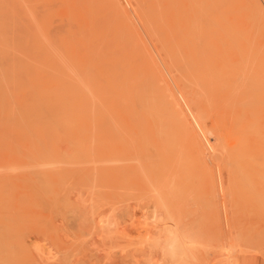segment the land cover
I'll list each match as a JSON object with an SVG mask.
<instances>
[{
	"label": "bare ground",
	"instance_id": "obj_1",
	"mask_svg": "<svg viewBox=\"0 0 264 264\" xmlns=\"http://www.w3.org/2000/svg\"><path fill=\"white\" fill-rule=\"evenodd\" d=\"M122 1L123 0H121V2ZM151 1L147 0L145 2V5H141V6L140 4L144 2L141 3L136 1V3L137 2L139 3V7H137L136 3L134 5L137 9V12H139L140 14V20L139 18L138 20L142 22L141 26L143 27V31L141 32H145L147 36L150 38V39L148 38L150 40L149 43H152V45L155 47L152 48L157 53V55L155 54L156 57H154L153 56L154 53L150 51L151 50L149 47L150 44L147 42L149 40L145 39L146 37H143V34H141V32L138 29L140 27L135 26L137 22L134 20V22H136L134 24V22L132 21L133 18L131 19L130 15H128L123 10V8L121 7V2H119V0H108V2L107 0H104V2L102 1V3L109 4V6L107 4L105 5L106 9L104 8V11H106L108 7H111L112 9L111 13L107 14L109 15L107 19L104 18L100 13L103 12V9L100 10L98 6L97 9L95 8V5L99 1H97V3L95 4L94 0H76L75 2L73 0H0V20H4V19L7 20L9 18H13L15 16L14 13L17 11L19 17H17V19L15 20L19 30L23 27V25H25V30L23 32L19 31L17 35L16 47H15V62L13 65L14 73L12 76L13 84H14V89H13L14 98H12L13 105L9 109H7L6 115L1 117L0 126L4 127L5 129L13 128L21 131H28V133L29 132L32 133L33 148L36 151L35 156L38 159L41 160L43 159V161H45L46 163L44 165L45 168L43 167V170H40V167L39 168L37 167L36 169H38L37 171L40 170L39 172H37V180L43 182V186L41 187L47 193L48 203L52 198V196H54L55 199L60 201L61 203L64 201L65 196H66L65 198L71 196V195L69 196L66 195V193L68 194V192L65 191L68 190L66 189L68 187V184L67 183L65 184L64 181L67 180L68 178H69L68 180H70L69 184L70 185L73 184L74 186L72 188H75L76 186V188L80 187L77 190L79 189L84 190L85 188L81 189L82 186L81 184H83L88 190V191L86 190L87 191L86 193L87 194L89 192L91 194L93 193L94 195L92 194L91 196L92 197L94 196L96 199H99L100 201V200H105V196H107V193L110 192L111 183L119 179L121 181V184L122 182L126 183L125 181H122L123 177L125 179H129L131 178L130 176H133V172L130 173L131 171H129V162H130L129 155H131L129 154L130 152L129 150L132 149V147H130L129 149V145L133 146L134 149H135L134 147L135 145L138 147L137 143L136 142L134 143L133 141L139 138L134 135L135 137L134 139L133 136L129 134L130 133L129 117L131 116V120L134 123L133 117L136 120L137 118L135 117L136 114L139 115V117L141 116V117L151 118L152 120L151 122L154 123V126L156 125L157 128H159L158 133L156 128V133H157L156 137L160 138L161 143L162 140L165 142L161 144L163 145L162 149H164V152H169V151L163 147L167 146L169 148L170 145L169 148L170 150L171 147H176L178 145L177 144L178 135L176 133H178L179 131V135H180V131H183L185 136V138L183 136L184 141L186 138L189 139V141L186 140L185 142L187 143L190 142L191 150L194 153V157L197 160V163L200 165V167L203 170L205 169V172H202L203 171L202 169H199V171L197 170V172H199L198 174H200L201 172L204 173L205 174L204 176H206L205 178L208 181L210 187L213 188L215 183L214 176L216 175V173L214 174L213 172L211 173L212 168L208 169L209 168L208 166L210 164H206L205 158L206 156H208L206 155L208 149L206 144H204V142L206 141L204 142L202 141L206 147H203L201 143V139L203 140L205 136L200 139L198 133L196 132L198 126L195 128V125H193V122H191L193 120L190 119V116H192L193 113L190 116L189 114H187L188 113L187 111L190 109V107H188L186 104L184 105L183 102V105L185 106L184 107L182 103H180L181 101L180 100L178 101L177 99L178 96L176 92H174V88L172 89L173 87L171 86L172 84L166 87L160 85L159 80L161 79V75L159 76V73L162 70L161 68L162 64L159 65L160 62H158L157 60L158 53L160 55L159 57H161V59L164 61L163 63L165 67L169 70L168 71L170 72L169 75H171L172 73L175 75V76L174 75L171 76H174L173 78L177 79L178 84L180 85L178 87L180 89L183 90L187 89L193 83L198 84V87L196 88V92L199 93L197 94L194 92L193 95H191L192 98H190L189 96L191 101L188 98L187 99L188 101L194 104L193 105L192 103L189 102L190 105L195 106L194 108L196 110L194 111L193 107L191 106L192 110L194 112H197L196 114H198L197 116H199L200 119H203L202 121H198V118H196L198 122L204 121L203 123H205L206 121H208V119H211L210 121L212 125V131L208 132L210 131L208 127L205 129H207L208 134L212 133L211 137L212 136L214 137L215 135L217 139L212 138V140L213 139L217 140L218 144L216 145L215 143L216 141H215L214 142L215 147H214L212 145L214 143H212L211 141V144L209 145H212L215 149L216 146H218L217 147L218 149L220 147L219 151L223 152L222 154L223 156L225 154H228L229 158H227L225 155L226 157L225 161L228 159L227 163H230L229 164L230 167L226 163L225 166L227 165L229 169L230 168L232 169H230L231 172H228L230 174H227L226 172L224 173H226L229 176L232 175L231 177H233L232 178L233 185L232 187H230L231 190L232 188L235 187L234 182H237L238 179H241V181L244 179L242 181L243 183L247 178L246 181L248 182L249 180L248 178H250L249 176L252 173V170H255V165L256 166H261L262 164L264 165V163H261V161H259L261 165H257V163H259L257 158L260 157L259 158L260 160L264 155L256 157L252 152H247V149L245 147L247 140L250 137L254 136L255 134L256 136H258L257 133L259 131L257 128L258 126L257 122L255 120H251L254 114L252 116L250 114L251 119L249 118L245 119L243 113L244 106H242L243 104L241 102L243 100L241 99V96H244V100L246 99L247 102H245L246 101L245 100L243 103L244 104L247 103V106L250 107L248 108V110H254V111H256V106L259 104L257 98L259 91V80H258V72H257L258 65H257V41H256V36L258 33V7H259L258 0H189V2L187 3L184 9L176 8L177 6H175V4H177V2L174 3L175 8H169L171 7V5L169 6L167 5L168 6V7L166 6L167 8L161 7L163 1L160 2L161 6H159L157 2L153 5H146V3L148 4ZM38 6L44 7V12L42 11L43 13L40 15L37 12ZM54 17H57L59 20L66 19L69 22H71L72 28L70 27L69 28L72 29V32L68 33L67 36L64 35L63 33H60L58 36L51 37L49 26H50V20L53 19ZM61 25H59V27ZM136 25L139 24L137 23ZM54 29L55 27L51 31L54 32ZM58 30L60 31V29H57L56 31ZM62 31L64 32V30ZM137 34H139V37H137ZM176 90L177 88L175 89V91ZM193 90L195 89H192V91ZM191 92H184V93H191ZM233 94L235 95L240 94V100L238 99L234 101L233 98L235 95ZM248 101L250 102L249 104ZM183 107L185 109L188 107L187 108L188 110L186 109L187 113L185 112V109H183ZM193 111L190 110L189 113L191 114V112ZM257 115L258 114H256V116ZM142 119L143 121L145 120L144 121L145 123L144 122L143 123L147 124L146 119L145 118ZM138 121H139L138 122L139 125L140 122L141 124H143L142 121H140V119ZM227 122H230L232 124L231 129H227L226 127ZM134 124L138 125L136 121ZM142 126L143 125H141V127ZM167 126L173 128L172 131L176 130V133H174L176 134L175 137H177L175 138L177 140L176 142L174 141L175 139H172L171 133L173 132H169L168 131L169 128L166 129V132L164 131L165 128H167ZM142 128H143L142 131L144 132L145 131L144 128L146 127L143 126ZM142 131L138 133L141 134V138L145 137L144 138L145 140L142 139V141H145L144 142L145 144L148 143L149 146L148 145L146 146L143 142L141 145L142 146L145 145L146 147H148L147 149L153 148L150 147L151 146L150 142L146 140L147 139L146 131L145 133H143ZM142 134H145L143 135L144 137H142ZM158 134L159 136H157ZM147 137H149V135ZM211 137H208V139ZM129 138L130 141L133 139V141L131 142L135 145L129 144ZM208 139L206 137L205 140L208 141ZM180 140L179 142H181L182 144V142L184 141H180ZM263 141L264 140H262V142ZM174 142H175V146H172ZM208 143H210V141ZM212 146L210 147L212 148ZM64 147H66L65 151L63 150ZM147 149L144 150L148 153H151L147 151ZM172 149L173 150L170 151L171 153L174 151V148ZM215 149L213 151L217 152L218 150ZM139 150L140 151L138 152L137 149V153L139 154L143 153L141 152V148ZM151 150H154L153 152L157 153V148H153ZM181 150H183V148L180 149V151L175 150L174 152L175 154H177L178 153L177 151L181 152ZM225 150L227 153H225ZM187 151H190V149ZM187 151L186 153L188 154ZM186 153H184L186 156L183 155L182 152L180 153L181 155L184 156L185 160L186 158H189ZM214 155H216V153H214ZM149 156L150 154H148V156L146 155V157L150 160ZM157 156L159 155L157 154ZM157 156L154 154L153 157H157ZM177 156L175 155L172 156V158L174 157V159L177 158L179 160V161L175 160L176 162H180V160L181 161L183 160L182 159L183 157L180 159ZM146 157L139 155V159L140 158L142 159V160L140 159V162L142 163V161H144L143 159ZM162 157L164 159L168 158L167 155L166 157L162 155L161 157L156 158L158 159L157 161L154 160L156 161V165H154L152 159L150 160V162L152 163L151 165H154L155 168L156 166H159L157 164L161 165V161L159 163L158 161L159 159L161 160ZM131 159L133 158L131 157ZM134 159H137V157L136 158L134 157ZM139 159L138 161L135 160V162L136 163L139 162ZM164 159L162 161H164ZM185 160H183V162H185ZM131 161L132 163L130 162V164H134V160ZM188 161H186L188 162L187 165H185L186 167L189 166V163H191L192 160L190 159ZM150 162H147V159H145L143 164L145 163L149 164ZM165 162H163L164 166H165ZM141 163L140 165H142ZM192 164L193 163H191V166H189L188 168H184L185 167L184 165H182L184 166L183 168L179 164L177 165L178 168L180 166L181 169L183 170L188 169L187 171L184 170L183 174L184 172L185 174L188 173L187 175L189 181L192 177V176L189 177L190 175H192V172L191 171H190L191 173L189 172V168L193 166ZM151 165L149 164V166ZM240 165H243V168L240 167ZM143 167L145 169L146 165ZM154 167L153 169H155ZM214 167L216 168L217 166ZM221 167L223 168L222 165ZM151 168L152 166L148 167L149 173L151 172ZM157 168L160 169V170L158 169L160 172L161 168L160 167ZM157 168L154 170L156 172H153V169L152 172L157 174L162 173L164 177H165L164 174L167 173L168 175L169 173L171 174V172L174 171V167H172L173 168L172 171H171L172 168L169 169L170 167H167L165 169H168L170 172L167 171L166 173L164 172L159 173L157 171ZM148 169L146 168L145 170L147 171ZM165 169L164 171H166ZM241 169H243V171ZM14 171H16V168L14 169ZM17 171H19V169ZM140 171L138 169L136 172L139 173ZM146 171H144L143 174L139 173L140 176L144 175ZM220 172L219 174H221ZM173 173L174 174L171 175H174L176 177L174 179V177L170 176L169 174L170 177L168 178H170L169 179L170 181H167L168 182L167 185H171L170 182L172 178L175 181L177 180L176 179L177 170L176 173L175 172ZM147 174L148 173H146V177L144 178L145 181L143 180L144 182H146L148 176ZM185 174L184 176H186ZM242 174H245L246 178L244 177L245 175ZM151 175L152 173L150 174V178ZM200 175L198 176V178L196 176V178L199 179ZM156 176L157 175H155L154 177L156 178ZM257 176L260 178V179L257 178V180L259 179L260 182H262V178L259 176V173L255 177ZM157 177L159 180V182L157 181V183L159 184L161 182L158 187L161 188L160 186L163 182L162 181L163 178H160L159 176ZM221 177H223V175H221ZM226 177L229 178L228 176ZM182 178L183 177L178 179H180L181 181ZM186 178L187 176L185 177V179ZM77 179L80 180L78 181L79 183L81 182V184H78L77 183L78 181L76 182ZM164 179L166 181V178ZM224 179H225V175L223 177V184L225 183L227 184L228 182L225 181L226 180L228 181L229 179H225V181ZM150 180L152 179H147V181L149 182ZM200 180H202L201 177L197 182L198 184L199 182H201ZM173 181L172 184H174ZM202 182H201L202 184L201 183L200 184L204 187L205 185L204 181ZM245 182H244V186L247 185L246 186L247 188L249 189L251 188L250 189L251 193L254 192L253 189L254 186L253 185H252L253 187L248 186L253 183L248 182L247 184ZM62 183L65 185H62ZM153 183L156 184V181L155 182L153 181ZM166 183L164 184L166 185ZM127 184H129V182ZM127 184H125L123 187L127 186ZM158 184L153 185V187L158 189V187H156ZM230 184L231 183L229 182L228 185L230 186ZM196 185L192 192H194V190L197 189ZM145 186L149 187V184L148 186L147 184H145ZM177 186L179 188L180 185ZM186 187L187 186L182 187L185 195L189 194L187 192L191 191L190 190L185 192L184 188ZM68 188H70L71 191L73 190L72 192H75V190L72 189L71 186ZM120 188L122 189V185L120 186ZM151 188H149V190ZM163 188L165 189L166 187L164 186ZM127 189L129 188H125V192ZM167 189H169V187L166 188V190ZM200 189L203 190L201 186L199 190ZM226 189L224 188L225 190L224 193L226 192L227 194ZM131 190L134 191L135 188L132 187ZM177 190L178 189H176V191ZM199 190H195L196 191L194 192L195 194L192 193L193 195L192 198L190 199H194L193 196L194 195L196 196L197 191L199 193ZM63 191L65 192L62 195ZM72 192L71 194H73ZM128 192L126 193L127 196L131 193V191L129 192V194ZM165 192L163 191L162 193ZM173 192L176 193L175 191ZM173 192H171L170 190V193L169 191L165 193V195L171 194L169 198L167 196V199H164L165 204L166 202L169 204L170 201L174 199L175 196H173L174 195ZM79 193H81V191ZM79 193L77 194V197H79L78 199H80L81 198L80 196L83 195L82 193L79 195ZM152 193L154 194V192ZM184 193L176 195L175 197L176 200L174 199V201L178 200L177 196L182 198V195L184 196V198L189 199V197L187 196L185 197ZM95 194L96 196L99 195V197H96ZM176 194H178V192ZM126 195L124 196V198H127ZM201 195L203 194L201 193ZM252 195L253 194H251L250 196ZM262 195L258 194V196L261 197L259 198L258 201L257 200L254 201V203L258 202L260 207L264 206L262 205L264 204V200H263L264 195L263 198ZM111 196H113V194ZM210 196L212 198L213 194H211ZM258 196L254 198H258ZM92 197H91V201L89 202L91 204L93 203ZM101 197L102 199H100ZM203 197L205 198L204 195ZM215 197L218 199L216 195ZM226 197H228V194ZM203 199L202 196H200L199 201L200 200L202 201ZM217 199H214L213 204L215 203L216 206L215 208H217L216 214L219 213L221 214V212H219L221 208L219 206L220 204H218V201H215ZM152 200L154 201L153 197ZM181 200L183 201V199ZM196 200H194L195 204L198 201ZM206 200L207 199H205L204 202L205 204H207L206 206H208L209 204L207 203ZM220 200L223 201V199ZM87 201L84 200V203H86ZM99 201L98 203L102 202ZM116 201L117 200H115L113 203H115ZM128 201L130 200L129 199L127 200L126 203L127 205H128ZM139 201H141V199ZM190 201L191 200H188V203H191L193 200L191 202ZM210 201L212 200L210 199ZM226 201L229 200L227 199ZM259 201H261L262 203ZM171 202L174 203L173 201ZM139 203L141 202H138V204L136 203L137 206L140 205ZM186 203L187 202L185 203L181 202L182 206L187 205ZM63 204H67L66 201ZM147 204L148 203L146 202L145 203L146 207ZM179 204L176 203V205L180 206ZM113 205L111 207H113ZM121 205L123 206V203ZM150 205L148 206L150 211L147 212L148 215L149 213L151 214L150 209L152 207H150ZM204 205H201V207H203ZM226 205L229 206V204ZM82 206H84L83 202H82ZM91 206H93L94 208L97 207V206L95 207L94 204H92ZM119 206L116 205L115 207L117 208ZM182 206L181 208L184 209L185 206L184 207ZM138 207L139 209H141V205ZM138 207L135 206V208L133 209L134 210L136 208L138 209ZM146 207H144L143 209H146ZM156 207L154 208L157 209ZM171 207L173 210H176L177 214H179L178 211L180 207L177 208V206H175L177 209H175V207L173 208L172 205ZM89 208L91 211L90 215L92 213L94 214L92 208L91 207ZM228 208L229 210L230 209L235 210L234 208H230V206ZM127 209L125 211H128ZM160 209L158 212H162V213H164L166 210V209L163 210L164 211L163 212L161 211L162 209L161 210ZM209 209L211 208L209 207ZM93 210L97 211L96 209ZM134 210L132 211V213L138 211V210L135 211ZM192 210L194 209H191L190 212H192ZM204 210L206 212V209ZM229 210L227 213L231 215L232 211L230 210L231 212H229ZM152 211L154 212L155 215V212L157 210L155 211L152 209ZM169 211L167 213H169ZM205 212L202 213L205 214ZM208 212L210 213V211L209 210L207 211L208 214L207 216H209ZM167 213H165V215H167ZM171 213L173 214V211L169 213V216L171 215L173 217ZM135 214H137V212ZM174 214L177 216L175 211ZM180 214L178 216H180ZM140 215L141 214H139V216ZM141 216L142 219H144L143 218L144 215ZM151 216L156 219L155 217L156 215L153 216V213ZM181 216L180 218L182 219L183 216L182 217ZM204 216L201 217L203 218ZM213 216L214 213H212L211 217ZM163 217L162 219L165 218ZM232 217L233 215L230 216L229 220H231ZM138 218L141 217H137V219ZM208 218L209 220L207 219V221L209 223L210 216ZM152 220L153 219H151V222H153ZM215 220L216 222L220 223V221H217V218H214V221ZM220 220L222 221V219ZM145 221L146 220L142 222ZM176 222L173 221V223ZM179 222L180 221H178V223ZM184 222L187 223L185 219ZM170 223L168 221L167 224L169 225ZM181 223H183L182 220L179 225H181ZM191 223L189 222L186 225L188 226V224L190 225ZM239 223L240 222H238V224ZM222 224L224 225L225 223L222 222ZM165 225L166 223L164 224V227H166ZM187 226H184L183 224L180 227H176V228L190 227ZM157 227H161V226L158 225ZM231 229H233V227ZM263 230L261 231L263 236L261 235L259 236L261 237L262 241L260 242L262 243H264ZM259 231L257 233H259ZM243 232L241 231L240 233ZM248 232L253 233L254 231H252L251 229V231ZM238 236H241L240 239L242 238V234L241 235L238 234ZM248 236L249 238H251L250 235L244 236L245 239L242 238L243 242H246L245 241L246 239L247 241L252 242L251 239L246 238ZM256 239L255 241H259L258 239L257 240Z\"/></svg>",
	"mask_w": 264,
	"mask_h": 264
},
{
	"label": "rangeland",
	"instance_id": "obj_2",
	"mask_svg": "<svg viewBox=\"0 0 264 264\" xmlns=\"http://www.w3.org/2000/svg\"><path fill=\"white\" fill-rule=\"evenodd\" d=\"M73 1L75 2L76 0H73ZM94 1H95V4L97 3V1L100 2V3L99 2L97 3L98 5L97 4L95 5V8L97 9L99 7L100 10L103 9V12H100V13L104 18L107 19L109 17V15H107V14L111 13V10H112L111 7H108L109 9L107 8V10L104 11V8L106 9L105 5L107 3L106 4L102 3V1L104 2V0H102V1L94 0ZM123 1H124V3H123ZM123 1L121 2V0H119V2H121V7L123 8V10L128 15H130L131 19L133 18V20H132L133 22L135 20L139 24V25H136L137 23L134 22V24L136 23L135 26H138L142 29L141 30L140 28H138L139 31L140 32L143 31V27L141 26L142 22L139 21L140 20V14H139V12H137V9H136L134 4L136 3V1H138L141 3L144 2V3L140 4V6L145 5V2L147 0H129V1L126 0L127 2L125 0H123ZM149 1H151V0H149ZM171 1H172V3H171ZM107 2H108V0H107ZM138 2L136 3L137 7H139ZM156 2L159 4V6L162 5L161 7H165V8H167L169 5H171V7H169V8H175L174 3L177 2V4H175V6H177L176 8H180V9L183 8L184 9L186 7L187 3L189 2V0H178V1H176V0H167V1L152 0L148 4L146 3V5H153ZM160 2H162L161 5H160ZM127 3H129V4H127ZM107 5L109 6V4H107ZM122 5H124L125 7ZM258 5H259V7H258V33L256 36V41H257V65H258L257 72H258V80H259V91H258L257 98H258L259 104L256 106V111L248 110V108H250V107L247 106V103L246 104L243 103L246 99L244 100V96H241V99H243L241 102L243 104L242 106H244L243 113H244L245 119H247V118L251 119V116L254 114V116L252 117L251 120H255L257 122V125H258L257 126L258 131H259L257 133L258 136H256V134H255L254 136L250 137L247 140V143L245 144L247 152H252L256 157L264 155V141L262 142V140H264V127H263L264 126V124H263L264 123V76H263L264 75V0H258ZM42 11L44 12V7L38 6L37 12L39 15L43 13ZM14 15L15 16L13 18H9L7 20L6 19L0 20V119H1V117L6 115L7 109L12 107V105H13V99L12 98H14V95H13L14 94L13 93L14 84H13V77L12 76L14 73L13 65L15 62V47H16L17 35H18L19 31L23 32L25 30V25H23L24 28L22 27L19 30L18 25L16 24L15 19H17V17H19L17 11L14 13ZM138 18H139V20H138ZM59 25H61V26L59 27ZM53 26L55 27L54 32L51 31L54 28ZM69 27L72 28L71 22H69L66 19L59 20L57 17H54L53 19L50 20V26H49V31L51 32L50 36L55 37V36H58L60 33H63L64 35L67 36L68 33L72 32V29H70ZM56 28L60 29V31L59 30L56 31L57 30ZM62 30H64V32ZM141 34H143V37H146L145 39H147V40L150 39L145 32H141ZM137 37H139V34H137ZM147 40H145V41H147ZM147 42L149 43L150 40ZM149 44L148 45L151 49L150 51H152V53H154L153 56L156 57L157 53L153 49L155 47L152 45V43H149ZM1 45H2V47H1ZM159 56L160 55L158 53V57H157L158 59L157 60H158V62H160L159 65L162 64V66H163L164 61ZM162 66H161L162 70L159 73V76L161 75V79L159 80L160 85L163 87H166V86H169L172 84L171 85V86H173L172 89L174 88V92H176L177 96L180 98L179 99L176 96L178 101L180 100L181 101L180 103H182V105L184 102V105L186 104L188 107H190L189 110L187 109L188 107L186 108L188 110L187 111L184 108L185 106L183 105L184 106L183 109H185V112L186 111L188 112V113L187 112L186 113L189 114V116L192 115V113H193V115L190 116V119L193 120L191 122H193V125H195V128L197 126L199 127V128L197 127V131H196V129H195V131L198 133L200 139L205 136V138H203V140L201 139V143H202L203 147L207 146V149L209 150V151L207 150V152H206V155H208L209 157L206 156L205 159H206V164H210L209 166L207 165L209 167L208 169L212 168L211 173L212 172H213V174L216 173V175H215L216 177L213 175L214 180H215L214 181L215 187L214 186H213V188L210 187L208 181L205 178L206 176H204L205 174L202 173V172H205V169L203 170L200 167V165L197 163V160L194 157V153L191 150L190 142H188L189 144L187 142H185L186 140L189 141V139L186 138L184 141L185 136H184L183 131H180V135H181L180 136L178 130H177L178 133H176V130L172 131L173 128H171L169 126H167V128H165V130H164L165 132H166V129H168V128H169L168 129L169 132H173V133H171L172 139H175L178 137V139H177L178 142L180 139H181L180 141H184V142H182V144H181V142H179V143L177 142V144H178L177 146L179 149L176 146V147H171V149L169 150L170 145H169V148L164 145L165 147H163V148H166L169 151V152H164V149H162L163 145H161L164 141L162 140V143H161L160 138L156 137V134L158 133L159 128H157L156 125L154 126V123L151 122L152 121L151 118L141 117V116L139 117V115L136 114L135 117H137L138 120L140 119V121H142V123H143L145 120L143 121L142 118H145L147 124H144L145 122L143 124H141V122H140V125H139V123H138L139 121L137 120V118L135 120V118L133 117L134 123L136 121L138 124V125H136L132 122L131 116L129 117V132H130L129 134L132 135L134 139H135L134 135L139 138V139H136L135 141H133V139L131 140L134 143L136 142L138 147L135 144H133L129 138V144L135 145L134 146L135 149L133 148V146L129 145V149H130V147H132V149L129 150L130 151L129 154H131V155H129V160L131 163H132L131 160H134V164H130V162H129V171H131L130 173L133 172V176H130L131 178H129V179H125L123 177L122 181H125L126 183L122 182V184H121L120 179L111 183L110 192L107 193V196H105V200H100V201H99V199H96L94 196H93L94 197V199H93V197L91 196L93 193L91 194L89 192L88 193L89 195L86 193L88 190L86 189V187L83 184H81V182L79 183L80 178L77 179L76 182L79 180L77 183L81 184L83 186V187L81 186V189L85 188L84 189L85 191L80 190V189L77 190L80 187L76 188V186H75L76 189L72 188L74 186H73V184H71V185L69 184L70 180H68L69 179L68 178L67 180L64 181V183L65 184L67 183L68 187L71 186V188L74 189L75 192H72L73 190L71 191L70 188L67 187L66 189H68V190H65V191H67L68 194L66 193V195H68V196L71 195V196H69L67 198H65L66 196L65 197L63 196L64 201L62 200L63 201L62 203L60 201L56 200L54 196H52V198L50 199V201L48 203L47 193L41 187V186H43V182L42 181L40 182L39 180H37V172H39L40 170H43V167L45 168L44 165L46 163H45V161H43V159L42 160L38 159L35 156L36 151L33 148L32 133L29 132L30 133V135H29L28 131H21V130H17V129H13V128L5 129L4 127L0 126V264H264V243L260 242L262 240H261V237H259L260 235L263 236L261 231L264 229V209H263L264 206L260 207L258 202H257L258 204L254 203V201H256V200L258 201L259 198L261 197V196L259 197L258 194L264 195V182H263L264 181V175H262V174H264V165L263 164L261 165V163H264V156H262V159H260V160H259L260 157L257 158L258 162L261 161V163L259 162V163H257V165H261V166L255 165V170H252V173L249 176L250 178H248L249 179L248 182L253 183V184L248 185V186L253 185L254 186V188H253L254 192L251 193V190H250L251 188L250 189L247 188L246 187L247 185L244 186V182L247 179L245 174H242V175H245L244 176L246 178L245 181L242 183V181L244 179L242 181H241V179H238L237 182H234L235 187L232 188V190H231L230 187H232V185H233V183H232L233 177H231L232 175L229 176L227 174H230L228 172H231L230 169H232V168L229 169L230 163H227L228 159L225 161L226 157L229 158L228 154H225V153H227L225 150L224 154L226 155V157H225V155L223 156L222 155L223 152L219 151L220 147L218 149L217 148L218 146H216V149L219 152L213 151L215 149L214 148L215 143H216V145L218 143H217V140H214V139L212 140V138L217 139L215 137L214 133H213L214 137L213 136L211 137L212 133L208 134V132L212 131V125H211V121H210L211 119H208V121H206L207 123L206 122L203 123L204 121L198 122V121H202L203 119H200L199 116H197L198 115V114H196L197 112H194L196 110L194 108L195 106H193L194 104L192 102H190L191 101L190 98H192L191 95H193L194 92L197 94L199 93V92H196V88L198 87V84L193 83L187 89H184V90L180 89L178 87L180 85L178 84L177 79L173 78L175 75L173 73L171 75H174V76L169 75L170 74V72H168L169 70L165 67V65L163 67ZM169 78L171 79V81ZM174 84H175V86H174ZM176 88H177V90L175 91ZM192 89H195V90L192 91ZM184 92H191V93H184ZM178 93H179V95H178ZM233 95H235V94H233ZM183 96H186V97H183ZM189 96H190V98H189ZM187 98L190 101H188ZM234 98H233L234 101H236L238 99L240 100V94H236L234 96ZM181 99L182 100L184 99V100L182 101ZM218 99H220V98H218ZM185 101H187L188 104ZM189 102L192 103L193 105H190ZM245 102H247V100ZM249 103L250 102L248 101V104ZM239 105H240V103H239ZM191 106L193 107L194 111L192 110ZM190 110L193 111V112H191V114L189 113ZM252 111H254V112H252ZM250 114H251V116H250ZM256 114H258V115L256 116ZM132 116H134V115H132ZM196 118H198V121ZM199 123H201V124H199ZM141 125L146 127V128H144L146 131V135L147 136L149 135V137L146 136V138H147L146 140L150 142V145H151L150 147L157 148V153L153 152L155 149L151 150L153 148L147 149L148 147H146V146L147 145L149 146V144L147 142H146L147 144H145L144 143L145 141H142V139L145 140L144 139L145 137L143 136L145 134H142V137H144V138H141V134L138 133V132L142 131V129H143L142 128L143 126L141 127ZM208 125H210V126H208ZM136 127H137V129H136ZM207 127H208V129H210V131H208V132H207V129H205ZM226 127H227V129H231L232 124L230 122H227ZM156 128H157V133H156ZM199 129H200V131H199ZM204 129L207 133L204 131ZM145 131L144 132L142 131V132L145 133ZM174 133H176L178 136L175 137L176 134H174ZM173 134H174V136H173ZM157 136H159V134ZM183 136H184V138H183ZM206 137H207V139H208V137H211V138H209L207 141V140H205ZM177 140L175 139L174 141L176 142ZM202 141L203 142L206 141V142H204V144H206V146L203 144ZM209 141H210V143H208ZM211 141H212V143H214L216 141L214 144H212L214 147L212 145H209V144H211ZM142 142L146 146L145 145L142 146L141 145ZM175 142L172 146H175ZM185 143H187L188 146ZM181 145H183V146H181ZM179 146H181V147H179ZM184 146H185V149H184ZM210 146H212V148ZM65 148L66 147H64V149H63L64 151L66 150ZM140 148H141V152H143L141 154L137 153V149L139 152ZM172 148H174V151L175 150L180 151V149L183 148V150H181L183 155H185L184 153H186V151L190 149V151H187L188 154L186 153L189 158H186V160H185L184 156L181 155L180 154L181 152H179V151H177L179 154L178 153L175 154L174 151L171 153L170 151L173 150ZM144 149H147V151H149L151 153L146 152ZM210 149H211V152H210ZM162 150L164 153L162 152ZM205 150H206V148H205ZM208 152H209V154H208ZM165 153H168V154H165ZM211 153L213 154V156ZM214 153H216L217 156L214 155ZM138 154L143 156V157H146V155L148 156V154H150V156H149L150 160L153 159L152 161L154 162V165H156V161L158 160L156 158L161 157L162 155H164V157H166V155H167L168 158L164 159L162 157L161 160L159 159L158 163L161 161V165L157 164L159 166H156V168L157 167L161 168L163 165L164 168L162 167L160 172L166 173L169 170L165 169V168L170 167L169 169H171L172 167H174V171H172L173 168L171 169V171H172L171 174H174L173 172L176 173V170H177V178H176L177 180L176 181L174 180L176 176L171 175L169 173L170 172L169 171L168 173L170 174V176L174 177V179L173 178L171 179V182H170L171 185H167L168 184L167 181H170L169 180L170 178H168V177H170L169 174L168 175H167V173L164 174L165 175V177H164L162 175V173L159 172V170H160L159 168H157V171L161 174L162 177L160 176V174L153 173V172H156V171H154L156 168L154 167V165H151L152 163L146 157L143 160L145 161V159H147V162H150L149 164L152 166L151 172L149 173L150 168L148 169V167H151V166H149L148 163L143 164L144 161H142V163H141L140 162L141 158L139 159ZM154 154L156 156L158 154L159 156L153 157ZM173 154L175 156L179 155L177 157L180 159L183 157L182 159L185 160V162H183V160L182 161L180 160V162H176L175 160H178V159L177 158L174 159V157L172 158V156H174ZM210 155H211V157H210ZM131 157L133 159H131ZM134 157L135 158L137 157V159H134ZM169 157H170V159H169ZM207 157L209 158V160ZM216 157H217V159H216ZM218 158H219V161L222 160V158H223V160L219 162ZM138 159H139V162L143 166L146 165L145 169L147 168L148 169L147 171L144 169V167L142 165H140L139 162H137V163L135 162V160L138 161ZM163 159H164V161H162ZM190 159L192 160L191 163H193L192 164L193 168L192 167L189 168V172L190 171L192 172V175H190L191 172L189 173V175H190L189 177L192 176L193 178L191 177L192 180L190 179V181H189L188 175H187L188 173L186 172L187 174H185V172H184V174L187 176L186 179H185L186 176H184V174H183V171L184 170L187 171L188 169L183 170V169H181L180 166L187 165V163L189 162L188 160H190ZM210 159H212V160H210ZM154 160H156V161H154ZM173 161H175V162H173ZM186 161H188V162H186ZM163 162H165V166H167V167L164 166ZM212 162H213V164H212ZM138 163H139V166H138ZM176 163H178L180 165L179 166L180 171H179V168L177 167L178 164H176ZM181 163H183V164H181ZM191 163H189V166H191ZM225 163L229 167L227 165L225 166ZM41 165H43V166H41ZM221 165L223 166V168L221 167ZM184 166H182V168ZM189 166H187V167L185 166L184 168H188ZM214 166H217L216 168H218V169H216ZM37 167L38 168L40 167L39 171H37L38 170V169H36ZM153 167L155 169H153ZM240 167L243 168V165H240ZM259 167L260 168L262 167V168L260 169ZM15 168H16V171H14ZM17 168L19 169V171H17L18 170ZM25 168H27V169H25ZM137 168L139 169V171L141 170L139 172L140 174H143L144 171H146L145 174L142 175L143 177L140 176V174L136 172L138 170ZM226 168L228 171L226 170ZM30 169H33V170H30ZM152 169H153V172H152ZM164 169L166 171H164ZM199 169L203 170V171L201 170L202 172L200 171L202 173V174L200 173L201 175L198 174L199 172H197V170L199 171ZM213 170H215V171H213ZM220 170H221V172H220ZM241 170L243 171V169H241ZM208 171H210V170H208ZM219 172L221 174H219ZM224 172H226L227 174ZM146 173H148L147 179H152V180H150V182L147 181V179H146V182H144L145 181L144 178L146 177ZM151 173H152V175L150 178ZM181 173H182V175H181ZM256 173L257 174L259 173V176L262 178V182H260V180H259L260 178L258 176L255 177L257 175ZM154 174L159 176L160 178H163V180L161 179L163 181L162 184L166 188L169 187V189H167V190H166V188L164 189L163 188L164 186L162 184L160 186L161 188H159L158 186L161 182L159 184L157 183V181L159 182V180H158L157 176H156V178L154 177L155 176ZM180 175H181V177H183L181 181H180V179H178V178H181ZM199 175L202 179L200 181L201 182L204 181V184H205L204 187L201 185L203 182L202 183L199 182V184L197 183L200 179V177H199V179H197ZM221 175H223V177L225 175V179L230 180V181L229 180L225 181V179H224L225 182L231 183L230 186L228 185V183L223 184V177H221ZM196 176H197V178H196ZM226 176H228L229 178H227ZM164 178H166V181ZM241 178H242V176H241ZM257 178H259L258 179L259 181L257 180ZM131 179H133V180H131ZM136 180H138L139 182ZM184 180H186V181H184ZM153 181L154 182L156 181V184H158L156 186V187H158V189L153 187V185H156L155 183H153ZM172 181L174 184H172ZM187 181H188V183H187ZM128 182H129V184H127ZM248 182L246 181L245 183L248 184ZM72 183H74V182H72ZM164 183H166V185ZM65 184L62 183V185H65ZM125 184H127L128 187L127 186L123 187ZM145 184H147V186L149 184V187H146ZM74 185H76V184H74ZM121 185H122V189L120 188ZM177 185H180L181 187L179 186V188H178ZM195 185L197 188L195 190H199L200 186L203 188V190L200 189L199 193L197 191V195L193 196L194 199H190V198H192V195L195 194L194 192H196L195 190H194V192H192ZM259 185H260V187H259ZM129 186L131 188L132 187L135 188V190L132 191ZM173 186H174V188H176L178 190L176 191V189H174ZM183 186H187L186 188H184L185 192L191 190L190 191L191 193L187 192L189 194L185 195V193L183 192V188H182ZM191 187H192V189H191ZM218 187H219V189H218ZM223 187L225 189L226 188L228 189V190L226 189L228 197H226L227 194H226V192L224 193L225 190ZM113 188H116V189H113ZM125 188H129V189H127L125 192ZM149 188H151V189L149 190ZM180 188H182V189H180ZM118 189H119V191H118ZM161 189H163V190H161ZM172 189L176 193L178 192V194L174 193L172 191ZM128 190H129V192L131 191L130 194H129ZM170 190H171V192H173V194H174L173 196H175V197H176V195L184 193L185 197L187 196V197H189V199L184 198L183 195H182V198L177 196V199L179 200V201L177 200L178 202L174 201V199H175V197H174V199L172 198L173 200L170 199L174 203H172L170 201V203H172V204L169 203L170 204L169 205L167 202L165 204L164 199H167V196L169 198V196L171 195V194L165 195V193H167L168 191L170 193ZM229 190H231V191H229ZM65 191H63L62 195L64 194ZM78 191L79 192L81 191V193L83 194L80 196L81 198H83V199L80 198L81 200L78 199L79 197H77V194L79 193ZM163 191L164 192L167 191V192L162 193ZM71 192L73 194H71ZM127 192L129 194L128 196L126 195ZM152 192H154V194ZM81 193H79V195ZM148 193L150 196L148 195ZM201 193L205 196V198L203 197V195H201ZM216 193H218V194H216ZM248 193L250 195L253 194L254 196L252 195L253 196L252 197ZM112 194H113V196H111ZM211 194H213L214 197L212 196V198H211V196H210ZM62 195H60V196H62ZM125 195L127 196V198H124ZM159 195H160V198H159ZM215 195L218 197L219 200L215 197ZM263 195H262V198H263ZM95 196H96V194H95ZM200 196H202V199L204 198L202 201L201 200L199 201ZM256 196H258V198H254ZM91 197H92V202H93L92 204H94L95 207L97 206L96 208L91 206L92 204L89 203L91 201ZM96 197H99V195H97ZM144 197H145V199H144ZM152 197L154 198V201L152 200ZM196 198L198 201L196 200ZM213 198L217 199L215 201H218V204H220L219 206L221 208H220L219 212H221V214L220 213L216 214L217 208H215L216 207L215 203L213 204V201H214ZM226 198L230 202L226 201L227 200ZM100 199H102V197ZM128 199L130 201H128V205H127L126 203H127ZM138 199L139 200L141 199V201H139ZM181 199H183V201ZM205 199H207L206 201L209 204L208 206H206L207 204H205V202H204ZM210 199L212 201H210ZM220 199H223L224 202ZM224 199H226V200H224ZM84 200H86V201L88 200L86 202L87 204L84 203ZM115 200H117V201L115 203H113ZM144 200H145V203L146 202L148 203L147 207L144 203ZM155 200H158V201H155ZM188 200H191V201L193 200V201L192 202L190 201L191 203H188ZM194 200L197 201L196 204L194 203L195 202ZM65 201L67 204L68 203L69 204L68 205L63 204ZM98 201L99 202L102 201V202L98 203ZM160 201H161V203H160ZM167 201H169V200H167ZM180 201L182 203L187 202L186 203L187 205L182 206ZM82 202H83L84 206H82ZM107 202H108V204H107ZM138 202H141V203H139L141 205V209H139V207H138L140 205L137 206ZM155 202H156V204H155ZM259 202H261V201H259ZM112 203L115 205H113ZM120 203L121 204L123 203V206ZM176 203H178V204L180 203L179 204L180 206L176 205ZM221 203L224 204L225 206L222 205ZM142 204H144L145 206ZM150 204H152V205H150ZM161 204H162V206H161ZM226 204H229L230 208H234V206L236 205L234 208L235 210L230 209L232 211L231 215L227 213L229 210V208H228L229 206ZM63 205H66V206H63ZM112 205H113V207H111ZM116 205L117 206L121 205V206L116 208L115 207ZM149 205L152 208L150 209L151 214L149 213V215H148L147 212H150L149 207H148ZM156 205H157V207H156ZM171 205L173 206V208L175 206H177V208L180 207V209L178 211L179 214L181 213L180 216L182 215L183 218L187 221V223H189V222L191 223V221H192V223H191L192 225L190 224L191 226L188 224V226H190V227H188L186 225L187 223L184 222L183 218L181 219L180 216H178L179 214H177L176 210L172 209ZM188 205L190 206L191 209H194V210H192V212H190L191 209L189 208ZM201 205H204L203 206L204 208L201 207ZM262 205H264V204H262ZM135 206L138 207V209L137 208L135 209L138 211H135L133 209V208H135ZM143 206L146 207V209H143L144 208ZM153 206L156 207L157 209H155ZM181 206L182 207L185 206V208L183 209V208H181ZM219 206H217V207H219ZM89 207H91L92 211H94V214L93 213H92L93 215L91 214L92 216L90 215L91 211H90ZM124 207L126 209L128 208L127 209L128 211H125L126 209ZM160 207L162 210L160 209ZM209 207L211 209H209ZM213 207H214V209H213ZM97 208H99V209H97ZM177 208L175 207V209H177ZM196 208H197V210H196ZM93 209H96L97 211H95ZM132 209L135 211L134 213H132V211H133ZM142 209H143V211H142ZM152 209L155 211L157 210L156 211L157 213L155 212L156 216L154 215V212L152 211ZM159 209L161 211H163L165 209L166 210H165V212L163 211L164 213H162V212H158ZM167 209H168V211L171 209L169 211V213L173 211V214L171 213L173 215V217L171 215H170L171 217L169 216V213H167L168 212ZM185 209L187 210V212ZM204 209H206V212ZM99 210H100V212H99ZM200 210L202 212H205L206 215L204 213H202ZM208 210L210 211V213L208 212L209 216H210L209 223L207 221V219L209 220V218H208L209 216H207ZM230 210H229V212H231ZM174 211L177 214V216L174 214ZM136 212H137V214H135ZM223 212H224V215H223ZM144 213H146L149 218ZM152 213H153V216L156 217V219L151 216ZM165 213H167V215H165ZM212 213H214L213 217H211ZM139 214L144 215L143 216L144 219H142V216L141 215L139 216ZM158 214H159V216H158ZM232 215H233V217L231 218V220H232L231 221L229 219H230V216H232ZM201 216H204V217L202 218ZM206 216H207V219H206ZM93 217H94L95 221L93 220ZM137 217H141V218L137 219ZM162 217L164 219H162ZM169 217H170V219H169ZM224 217H226V218H224ZM150 218L153 219L152 220L153 222H151ZM214 218H217V221H220V223L216 222V220L214 221ZM198 219H199V221H198ZM203 219H204V221H203ZM220 219H222V221ZM134 220H136V221H134ZM144 220H146V221L142 222ZM154 220H155V222H154ZM166 220H167V222H166ZM172 220L174 222H176V221L177 222L173 223ZM181 220L183 222V223H181V225L184 224V226H187L188 228H176V227L181 226V225H179ZM168 221H169V223L170 222H172V223H170L168 225L167 224ZM178 221H180V222L178 223ZM131 222H132V224H131ZM133 222H135L137 225ZM211 222H213V223H211ZM222 222L225 224L223 225ZM235 222L237 223V225ZM238 222H240V223L238 224ZM149 223H151L153 225H151ZM165 223H166V225H165L166 227H164ZM214 223L215 224L218 223V224L215 225ZM162 224H163V227H162ZM133 225H136V226H133ZM156 225L157 226L159 225L161 227H157ZM167 225H168V227H167ZM238 225H239V228H238ZM232 227H233V229H231ZM251 229H252V231H254L253 233L248 232V231H251ZM241 231L242 232L245 231V232L240 233ZM258 231L260 234L257 233ZM238 234H240V235L242 234V238H244V236L250 235L251 238H249V236L246 238L251 239L252 242L247 241V239L245 240L246 242H243V239L241 238L242 239L241 240L240 239L241 236H238ZM263 234H264V230H263ZM256 238L259 241H255ZM262 239H263V237H262ZM261 244H263V245H261Z\"/></svg>",
	"mask_w": 264,
	"mask_h": 264
}]
</instances>
